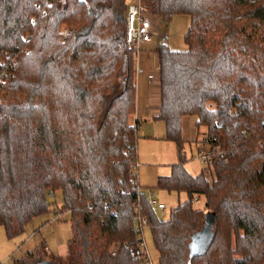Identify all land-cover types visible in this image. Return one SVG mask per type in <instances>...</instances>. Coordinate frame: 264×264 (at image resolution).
Wrapping results in <instances>:
<instances>
[{
	"label": "trees",
	"instance_id": "trees-1",
	"mask_svg": "<svg viewBox=\"0 0 264 264\" xmlns=\"http://www.w3.org/2000/svg\"><path fill=\"white\" fill-rule=\"evenodd\" d=\"M128 4L0 0V226L22 234L61 191L71 237L55 264H141L138 212L157 264H264V0H143L152 15L191 17L186 50L155 49L158 118L179 156L158 185L188 194L168 218L138 190ZM186 116L197 117L204 143L221 147L197 175L185 167ZM208 211L217 216L210 238L201 234ZM45 261L37 247L14 262Z\"/></svg>",
	"mask_w": 264,
	"mask_h": 264
},
{
	"label": "rangeland",
	"instance_id": "rangeland-1",
	"mask_svg": "<svg viewBox=\"0 0 264 264\" xmlns=\"http://www.w3.org/2000/svg\"><path fill=\"white\" fill-rule=\"evenodd\" d=\"M101 1L108 4L110 0ZM128 2H131V0H128ZM147 15L152 22L157 19V25H155L156 32L154 33L153 42L141 44L139 53H136L135 55L136 65L138 64V61L141 60L148 52V50H155V46L161 43L167 44L172 49L176 50H186L188 48L185 41V34L191 23V17L188 14H175L165 19L152 15L148 12ZM60 26L62 31L67 32L70 30L69 27H71V24H61ZM153 29L154 28L152 26V32ZM155 123L160 124V128L162 127L160 131H162L163 135H156L153 136L155 138L149 137L145 139L143 138L144 130H138L139 137H141L138 139L139 142L141 139L145 141L141 144L143 145L142 148H140L138 144V171L140 183L143 187H145L144 189L146 192L150 194V192L153 191L154 198L159 203H163L166 207V211L164 213L159 209H155L158 217L168 218L172 208L184 202L188 198V194L185 191H177L174 189L169 190L158 185V174H167L163 171L165 170V166L170 168L169 171L172 169V164L178 161V152L175 144L173 142H169L170 144H168V147H171V149H168V153L172 154L173 161H170L169 158L165 159L168 161H160V159L157 158L158 163L156 164L162 162L161 165H158V171H160L159 173L157 170L154 171L155 168H152L153 163H150L149 165V157L146 156V153L153 152L155 150L157 153L156 155L160 154L164 147V140H161V138L164 134H166V124L157 120ZM181 127L182 135L187 141L188 139L192 140L193 134L194 136L196 135L199 140L205 136V129L201 128L199 133H197L196 127L192 124L190 118L184 119ZM158 132L159 131H157V133ZM260 141L263 144V141ZM198 144H200V142L198 143L197 141L187 142V144L185 143V166L193 174H199L202 169L206 167V165H204L198 157ZM166 162L172 163L166 165ZM207 176L212 179L214 175L212 172L208 171ZM50 200L53 202L51 204L52 209L44 214L34 217V219L27 224L25 231L22 234L10 238L7 236L4 227L0 226V255H2L5 251L7 252V258H4V255L0 257L2 258L0 261H5V264H15V259L22 257L24 254L37 247L43 249L46 261H51L57 257H63L65 259L68 257L69 253L67 240H69L71 236L72 214L70 210L61 208L63 204V194L61 191L56 192L55 195H50ZM193 204L196 208H203L205 206V199L203 197L198 200L195 198ZM140 236L145 239L154 262L158 263L159 251L154 244L149 224L144 225L143 232Z\"/></svg>",
	"mask_w": 264,
	"mask_h": 264
},
{
	"label": "crops",
	"instance_id": "crops-1",
	"mask_svg": "<svg viewBox=\"0 0 264 264\" xmlns=\"http://www.w3.org/2000/svg\"><path fill=\"white\" fill-rule=\"evenodd\" d=\"M152 24H153V28H154L153 32H152L153 33L152 40L147 42V43H151L154 41V33L156 32L155 31V27H156L155 25H157V19H155V21H153ZM161 44H159V45H161ZM159 45L155 46V48H157ZM136 67L141 68L142 72L139 73V75L136 74V110H135V113L131 116L130 120L133 124L138 125V130L139 129L144 130L143 138H145V139L149 138V137L155 138L153 136L163 135L162 131H160V129H162V127L160 128V124H158V123L156 124L155 121L156 120L161 121V122H163V124H165V122L162 119L158 118L159 108H160V100H161L160 99V70H159L158 53L155 50H148V52L143 56V58L138 61V64L136 65ZM187 118H190L192 124H194V126L196 127L197 133H199V130L197 128V123H196L197 117L196 116H186L183 118V120L187 119ZM157 131H159V132L157 133ZM196 131H195V133H196ZM205 136L201 140H199V139H197L196 135L194 136V134H193L192 140H189V139H188V141L186 140V144H187V142H194V141H197L198 143L200 142V144H198V147H197L199 150L201 147H203L205 145V143L203 141ZM139 138H141V137H139ZM161 140H164V143H163L164 147L161 150L160 154L156 155L157 153L155 150L153 152L146 153V156L149 157V160H148L149 165H150V163H153L152 168H155L154 171H156V170L158 171L159 170L158 165H161V163H162V162H159V164H156V163H158L157 158H159L160 161H168V160H165L167 158H169L170 161H173L172 160V154L168 153V149H171V147H168V144H170L169 142H173L176 146V149H177L176 143L172 140L167 139L166 134H164V136H162ZM142 142L144 143L145 141H143L141 139L139 142V140H138L137 152L139 150V147L142 148V146H143V145H141V144H143ZM138 144H139V147H138ZM169 146H171V145H169ZM177 152H178V149H177ZM168 155H169V157H168ZM137 157H138V163H139V156L137 155ZM178 159H179V156H178ZM176 162H178V161H176ZM176 162H174L172 164V167ZM166 163H167L166 165H168L169 163H172V162H166ZM164 168H165V170H163V171L167 174L166 175L158 174V177L171 175L172 169L169 171V169H170L169 167L165 166ZM159 172L160 171H158V173ZM190 173L193 174L192 172H190ZM193 175H197V174H193ZM137 177H138L139 185L142 187L143 191L145 192V194L148 197L149 194L144 189L145 187H143L140 183V176H139L138 168H137ZM152 193H153V191H152ZM197 200H198V198H197ZM51 209L52 208L50 207V210ZM68 241L69 240H67V243H68ZM6 253L7 252L5 251L2 255H0V257L5 255L4 258H7ZM1 259L2 258H0V260Z\"/></svg>",
	"mask_w": 264,
	"mask_h": 264
},
{
	"label": "built area",
	"instance_id": "built-area-1",
	"mask_svg": "<svg viewBox=\"0 0 264 264\" xmlns=\"http://www.w3.org/2000/svg\"><path fill=\"white\" fill-rule=\"evenodd\" d=\"M152 21L147 15V11L144 8L143 0H131L128 4L127 11V22H126V43L129 48H132L135 53H139L141 44L147 43L152 40ZM142 69L136 67V73L139 74ZM259 145L262 142L259 141ZM221 152L220 145H210L205 143L203 147L198 150V157L201 162L208 166H212L214 162L215 152ZM139 166V163L135 164V168ZM138 190L141 191L142 188L138 186ZM148 202L151 208L159 209L163 213L166 211V207L163 203H159L154 197L152 191L148 195ZM140 208V204H137ZM147 218L142 216L140 212L135 216V229L141 234L143 232L144 225L147 224ZM133 254L140 259L141 264H157L154 262L153 257L150 253L148 245L141 237L138 241L137 246L133 250ZM0 264H5V261H0Z\"/></svg>",
	"mask_w": 264,
	"mask_h": 264
},
{
	"label": "water",
	"instance_id": "water-1",
	"mask_svg": "<svg viewBox=\"0 0 264 264\" xmlns=\"http://www.w3.org/2000/svg\"><path fill=\"white\" fill-rule=\"evenodd\" d=\"M216 213L212 212V211H208L205 214V225L203 227V229L201 230V234L204 236H208L209 238L212 236V231L215 227V223H216ZM41 264H55L51 261H45L44 263Z\"/></svg>",
	"mask_w": 264,
	"mask_h": 264
}]
</instances>
